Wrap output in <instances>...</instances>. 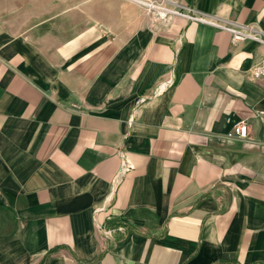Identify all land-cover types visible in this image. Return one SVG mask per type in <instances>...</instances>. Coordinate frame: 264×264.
<instances>
[{
  "label": "crops",
  "instance_id": "obj_1",
  "mask_svg": "<svg viewBox=\"0 0 264 264\" xmlns=\"http://www.w3.org/2000/svg\"><path fill=\"white\" fill-rule=\"evenodd\" d=\"M178 1L264 32V0ZM258 66L128 0H0V264H264Z\"/></svg>",
  "mask_w": 264,
  "mask_h": 264
},
{
  "label": "built area",
  "instance_id": "obj_2",
  "mask_svg": "<svg viewBox=\"0 0 264 264\" xmlns=\"http://www.w3.org/2000/svg\"><path fill=\"white\" fill-rule=\"evenodd\" d=\"M142 7L147 13L152 14L158 21H168L176 16H182L189 21H199L229 31L232 42L239 43L245 40H254L264 44V32L256 25H240L229 19L209 15L193 7H187L178 0H128ZM264 75V66L254 67L251 76L257 79ZM235 134L244 139L249 136V126L246 121H241L235 126ZM109 232V231H108Z\"/></svg>",
  "mask_w": 264,
  "mask_h": 264
}]
</instances>
